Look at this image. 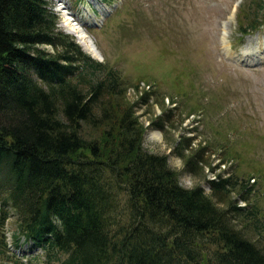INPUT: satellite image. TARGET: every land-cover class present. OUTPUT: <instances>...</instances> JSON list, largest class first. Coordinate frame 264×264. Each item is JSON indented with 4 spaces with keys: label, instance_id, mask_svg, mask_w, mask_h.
<instances>
[{
    "label": "trees",
    "instance_id": "16d2710c",
    "mask_svg": "<svg viewBox=\"0 0 264 264\" xmlns=\"http://www.w3.org/2000/svg\"><path fill=\"white\" fill-rule=\"evenodd\" d=\"M248 7L237 18L243 35L264 24L263 0ZM56 20L47 0H0V261L23 264L9 247L23 238L46 264H264V247L242 231L264 234L251 174L222 168L204 178L208 192L181 185L168 154L143 146L147 126L171 121L172 107L143 126L136 106L158 98L148 81L140 94L136 81L128 100L120 72ZM84 124L101 137H88ZM192 138L175 149L196 174L212 148L185 153ZM218 149L220 162L237 154Z\"/></svg>",
    "mask_w": 264,
    "mask_h": 264
},
{
    "label": "rangeland",
    "instance_id": "374dc122",
    "mask_svg": "<svg viewBox=\"0 0 264 264\" xmlns=\"http://www.w3.org/2000/svg\"><path fill=\"white\" fill-rule=\"evenodd\" d=\"M47 2L57 17L59 31L67 34L64 17H68L89 34L97 53L81 50L120 72L128 86V100L136 99L132 88L136 81L137 93L147 90V84L156 92L158 98L151 96L148 106L135 108L143 126L172 107L171 121H163L160 129L147 126L145 149L168 154V164L179 173L178 182L183 186L199 183L205 192L204 178L213 177L222 168L235 170L239 177L251 174L253 185L248 194L260 208L264 222V26L256 32L248 30L246 36L237 28L239 12L251 11V0ZM67 35L79 44L73 35ZM45 47L51 52V46ZM191 108L192 112H187ZM83 129L88 137H101V130L90 124H84ZM192 135L185 153L198 143L212 148L205 153L209 161L202 162V170L196 174L184 170L175 149L183 136ZM225 143L237 154L220 162L218 148L227 147ZM8 219L6 234L10 235L13 213ZM260 230L264 233V227ZM242 231L264 247V234L247 227ZM19 247L13 254L23 264H46L38 247L29 249L24 240ZM0 264L14 263L5 260Z\"/></svg>",
    "mask_w": 264,
    "mask_h": 264
},
{
    "label": "bare ground",
    "instance_id": "6f19581e",
    "mask_svg": "<svg viewBox=\"0 0 264 264\" xmlns=\"http://www.w3.org/2000/svg\"><path fill=\"white\" fill-rule=\"evenodd\" d=\"M64 27L67 31V34L70 33L75 37V39H77L76 41H78L83 50L92 54L97 53V49L93 44L92 38L89 36V34L86 33V31L83 29V27H81L79 23L68 17H64Z\"/></svg>",
    "mask_w": 264,
    "mask_h": 264
}]
</instances>
